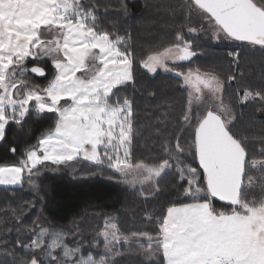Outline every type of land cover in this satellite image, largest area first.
Masks as SVG:
<instances>
[{
    "label": "snow or ice",
    "instance_id": "1",
    "mask_svg": "<svg viewBox=\"0 0 264 264\" xmlns=\"http://www.w3.org/2000/svg\"><path fill=\"white\" fill-rule=\"evenodd\" d=\"M180 7L185 22L198 23L210 39L240 41L264 51V0H184ZM122 8L127 15L126 6ZM107 13L105 7L103 15ZM110 23L118 27L117 21ZM196 31L188 28L189 33ZM182 32L183 26L173 43L141 60V67L149 73L158 67L175 72L170 62H190L198 53ZM227 55L239 57L238 52ZM29 58L35 61L31 68ZM44 58L51 60L54 71L41 86L32 83L29 73L45 77L38 66ZM133 64L132 46L103 29L95 3L0 0V141L10 124L22 129L26 116L55 114L53 125L36 143L26 145L17 161L0 164V185L22 186L26 181L38 190L35 181L42 171L57 172L80 158L101 168L106 164L129 184H147L151 192L161 190L157 186L165 175L177 178V195L152 217L156 235L141 234L146 248L138 237H121L115 223H106L100 233L104 255L95 259L91 252L81 254L79 242L69 246L62 233L42 229L32 233L36 238L28 244L18 240L21 248L38 250L19 264H121L131 256L141 257L140 264H264V159H250L254 153L248 138L233 131L231 107L221 95L223 82L213 71L199 68L175 73L189 89L183 116L173 122L162 154L133 163L132 102L122 98V90L134 80ZM249 97L264 102V91H245L243 98ZM259 155L264 157V148ZM188 157L198 166L186 163ZM252 170L258 180L249 175ZM214 200L226 206L217 208ZM12 214L19 219L14 210ZM121 240L129 246L124 252L118 250ZM7 255L12 259L0 264H17L14 253Z\"/></svg>",
    "mask_w": 264,
    "mask_h": 264
},
{
    "label": "trees",
    "instance_id": "2",
    "mask_svg": "<svg viewBox=\"0 0 264 264\" xmlns=\"http://www.w3.org/2000/svg\"><path fill=\"white\" fill-rule=\"evenodd\" d=\"M82 2L98 5L103 29L108 30L113 39L116 36L124 38L133 49L134 80L122 90V98L127 97L132 102L136 133L132 146L133 160H143L157 152L162 154L163 143L169 138L173 122L183 116L186 93L175 82L176 74H149L140 66L139 60L145 53L160 50L172 40L174 42L176 31L181 26L186 36L188 26L200 28V25L185 22V13L180 7L184 0ZM122 5L126 6L127 15ZM105 7L108 9L106 16L103 15ZM111 21H117L118 27L113 28ZM209 35L198 30L195 36H186L194 41V49L202 52L188 64L200 66L198 68L205 72L213 71L219 76L224 83L223 98L236 117L233 131L247 137L249 146L251 143L263 146L264 102L258 97L245 100L243 95L245 91L253 94L264 91V51L259 46L240 41L215 43ZM124 46L120 45L121 48ZM228 52H238L239 57H229ZM42 67L46 70L45 77L29 73L31 80L41 86L48 83L54 71L50 63ZM229 76L233 77L231 81ZM54 119V113L33 114L26 116L22 129L15 124L7 126L6 136L0 142V163L14 162L26 145L33 144L42 131L53 125ZM171 142L175 143L174 135ZM12 148L16 149L15 154ZM146 162L159 163L152 160ZM187 162L192 167L198 166V162L192 161L191 157L187 158ZM117 175L106 164L101 168L92 162L77 160L71 162V167L62 166L57 172L42 171L35 181L38 190L29 189L26 181L22 186L0 187V245L7 244V247L0 246V260H11L8 253H14L17 264L21 260H30L38 250H25L18 240L28 244L36 238L32 233L38 234L42 229L49 233H62L69 246L79 242L82 255L91 252L95 259H99L104 255L103 235L100 233L105 230L106 223H115L117 235L138 237L146 247L147 240L141 234L156 235L157 226L152 217L166 210L177 195L173 187L177 178L165 175L157 186L161 189L158 193L141 196L121 182ZM214 203L221 208L226 206L216 200ZM26 204L30 206L25 208ZM13 210L19 219L13 216ZM6 211L7 216L4 215ZM128 247L121 240L118 250L124 252ZM58 253L59 250H56L53 255ZM141 259L138 256L125 257L121 264H140Z\"/></svg>",
    "mask_w": 264,
    "mask_h": 264
},
{
    "label": "rangeland",
    "instance_id": "3",
    "mask_svg": "<svg viewBox=\"0 0 264 264\" xmlns=\"http://www.w3.org/2000/svg\"><path fill=\"white\" fill-rule=\"evenodd\" d=\"M189 27H192V28H195V29H197V31L196 32H192V33H189L188 32V28ZM198 30H199V27H193V26H188L187 28H186V36H190V38L191 37H193V36H195L197 33H198ZM183 35H184V33H182ZM192 35V36H191ZM185 36V35H184ZM185 36V39H187V37ZM175 41V40H174ZM213 42H215V43H226V42H234V41H215V40H212ZM236 42V41H235ZM171 43H173V40H172V42H170L168 45H166V46H164V47H168ZM163 47V48H164ZM163 48H161L160 50H157V51H150V52H147V53H145V55L144 56H142V58L139 60V62L141 61V60H146L147 58H148V56H150V55H152V54H154V53H156V52H159V51H162L163 50ZM193 51H195V52H197L198 54H202V52L201 51H197L196 49H192ZM197 56V55H196ZM29 61H31V62H29L28 64H27V67L30 65V64H35V61H32V58H29ZM46 63H50V65L53 67V65H52V63H51V60L50 59H48V58H44V60L42 61V62H40L38 65H40V66H43V65H45ZM31 66V65H30ZM140 66H141V64H140ZM168 67L169 68H174L175 69V71H177L178 73H181V72H183V73H186L189 69H192V70H195V69H197L198 67H200V66H197V65H195V66H192L191 64H188V62H184V61H181V62H177L176 64H172L171 62L168 64ZM144 69V68H143ZM200 69V68H199ZM54 70V69H53ZM144 70H146L147 71V69H144ZM200 71L203 73V72H205L202 68L200 69ZM148 72V71H147ZM149 73V72H148ZM155 73H163V74H168V75H170L171 73H173V72H165L162 68H157V71L155 72ZM155 73H149V74H155ZM31 74V73H30ZM77 75H81V73L80 72H78L77 73ZM50 79H52V77L50 78ZM49 79V80H50ZM48 80V81H49ZM32 81V83H34V84H39L38 82H36V81H33V80H31ZM175 82H177L180 86V88L181 89H183V90H185V93H186V104H187V102H188V91H189V89H187V88H184V87H182V85L184 84V79H183V76H180V75H177V77H176V81ZM174 82V83H175ZM224 84V83H223ZM43 86H45V85H43ZM221 95L223 96V90H222V93H221ZM244 96V95H243ZM225 103L226 104H228V102L227 101H225ZM231 107V106H230ZM231 111H232V115H233V113H234V111L232 110V108H231ZM233 117H234V115H233ZM236 119V117H234V120ZM234 120H233V122H234ZM7 129V128H6ZM45 131V130H44ZM44 131H42V132H44ZM41 134V133H40ZM40 134H39V136H40ZM38 136V137H39ZM37 137V138H38ZM36 141H37V139H36ZM36 141L34 142V143H36ZM1 142V141H0ZM33 143V144H34ZM175 144V143H174ZM255 144V143H254ZM253 143H251V146H249V150L251 151V152H253L254 153V155H252V156H250V159H252V158H254V159H257V160H260V159H264V157H262L261 155H259V153H260V150L262 149V148H264V145L263 146H261V145H254ZM23 151V150H22ZM21 151V152H22ZM20 156H21V153L20 154H18L17 155V157H16V160L15 161H17L19 158H20ZM79 160H83V158H80ZM83 161H86V160H83ZM139 160H133L132 162L133 163H136V162H138ZM88 162H90V161H88ZM186 163H190V162H187V160L185 161ZM0 164H4V163H0ZM191 165V164H190ZM192 167V166H191ZM26 175V174H25ZM249 175H251V176H253V178H254V180H258L259 179V174H258V172L256 171V170H252L250 173H249ZM118 176V178L121 180V182H123V183H125L127 186H129V188L132 190V191H136L139 195H141V192L143 191V195H141V196H149V195H151L152 193L154 194L155 192H151V191H149V190H147L148 189V185L147 184H145V185H141V184H139V183H136V184H129L128 182H126L122 177H120L119 176V174L117 175ZM14 186H18V185H12V186H3V185H0V187H14ZM26 186L29 188V189H33V187H31L27 182H26ZM214 206L215 207H217V208H221V207H218V206H216L215 205V203H214ZM102 238H103V236H102ZM104 239V238H103ZM146 247H147V242H146ZM145 247V248H146Z\"/></svg>",
    "mask_w": 264,
    "mask_h": 264
},
{
    "label": "water",
    "instance_id": "4",
    "mask_svg": "<svg viewBox=\"0 0 264 264\" xmlns=\"http://www.w3.org/2000/svg\"><path fill=\"white\" fill-rule=\"evenodd\" d=\"M32 66H34V64L33 65H31V67ZM38 66H40V65H38ZM30 67V68H31ZM40 67H42V66H40ZM44 68V67H43ZM45 69V68H44ZM46 71V70H45ZM32 76H35V77H39V76H36L35 74H31ZM173 75H175V72H173ZM216 201H218V202H220V203H223V204H226V202H222V201H219V200H216Z\"/></svg>",
    "mask_w": 264,
    "mask_h": 264
}]
</instances>
